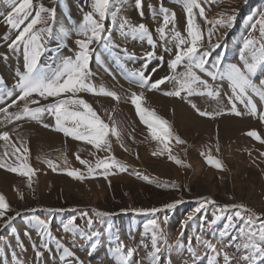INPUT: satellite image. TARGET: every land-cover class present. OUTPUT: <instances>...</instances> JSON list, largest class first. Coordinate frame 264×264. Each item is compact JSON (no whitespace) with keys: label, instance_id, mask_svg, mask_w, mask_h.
<instances>
[{"label":"rangeland","instance_id":"1","mask_svg":"<svg viewBox=\"0 0 264 264\" xmlns=\"http://www.w3.org/2000/svg\"><path fill=\"white\" fill-rule=\"evenodd\" d=\"M114 2L117 24L124 18L129 19L133 24L144 23L153 30L154 38H156L155 29L162 26L163 21L162 16L155 15L153 9L158 11L159 6L163 4L164 7L176 12L175 26L183 35H187L186 12L182 0H143V15L139 14L140 10L135 7L134 0H114ZM40 3H43L45 7L56 9L54 20L49 21L52 35L46 39V51L42 57V63L55 67L59 65L60 59L72 56L78 50L75 41L82 37L76 34V25L83 21V16L87 12L92 11V0H33V14L35 10H38ZM203 6L209 20L219 18V13L224 9L237 10L236 19L230 27L214 26L212 43L218 42L221 46L214 50L213 57L219 55L224 58L225 63H241L239 53L243 48L244 40L250 35L258 36L259 26L257 25L256 31H253L252 25L259 19V14L264 12V0H247V3L244 0H232L230 4L219 5L215 3V0H207ZM13 7V0H0V37L9 32L6 43L0 41V52L2 51L0 53V77L5 82V85H0V88L6 86L8 89L14 88L18 79L16 74H10V68L3 63L5 56L3 51L9 50L7 45L17 34L16 30L6 24V16L13 10ZM129 7L131 12L127 11ZM228 14H232L231 11ZM195 22L200 25L205 34L204 46L207 48V30L210 25L205 22L204 17L199 15L195 17ZM27 23L28 21H25V25ZM25 25H22L21 29ZM105 27L112 32V44L107 50L101 44L93 45L105 63L98 64L93 58L90 63V68L94 73L92 82L97 87L103 85L106 89L117 92L120 100L116 101L112 97L84 92L79 93V96L90 103L110 127L115 122L121 133V139L118 140L110 134L111 153L97 150L85 141L66 137L54 128H44L41 122L26 119L36 128L51 130L63 138L60 147H48L37 139L36 134L25 132L24 127H14L11 125L12 122L3 119V114L0 115V121H3L0 122L2 123L0 132L8 130L12 141L17 146L21 139L27 142L30 150L28 162L36 170L32 187H29L27 177L0 169V173L9 176V180L0 181V193L5 195L10 204L7 216L16 217L8 227H3V220H0V264H14L12 260L14 252L24 264H41L42 260L43 264H64V261L60 259L62 255L60 252L44 250L43 258L36 257V250L31 246L33 242L40 243V238L32 228L36 217L48 220L53 234L75 253V258H69L71 264H79V262L118 264L113 255L117 244H123L126 248H135L133 260H143L144 264H148V255L153 249L151 248V232L146 233L144 226L151 219L157 221L167 240V243L163 240L160 242L159 264H207V258L204 255L207 250L202 246L201 240L214 242L226 223L224 220L214 225L208 223L213 219V213L217 211L219 205L244 203L256 213L264 214V156L260 155L264 152V144L246 135L248 131L256 130L264 138V121H261L259 116L249 115L247 110L239 104L237 107L244 112L243 116L237 117L226 112L215 119L201 117L191 107L189 101L196 103L201 110L209 112L219 107L230 108L227 96L231 92L227 81L223 83L219 102L207 96L187 97L182 94L183 98L166 97L162 92H156L204 120V125L200 130L189 127L183 118L178 117L175 108L162 111L150 104V99L146 95L152 91L143 90L146 96L144 106L155 109L159 116L167 119L173 126L174 132L185 141L184 144L171 141L172 153L191 166L178 165L169 160L167 155L153 156V151L159 146L158 142L151 139L147 126L140 120L135 106L129 99L132 92L139 93L142 89L127 76L130 71L141 70L145 63V53L152 50L151 46L146 41L139 42L122 37L119 28L113 27L111 16L105 21ZM169 27L171 28L172 25ZM124 48H127L129 52H134L136 58L127 60L121 57L118 60L117 56ZM172 51L174 52L175 49L173 48ZM156 53L157 56L164 57L163 61L154 58L148 64L145 73L146 75L151 74L153 81L171 74L168 62L173 58L171 52L164 50V42L160 40L157 43ZM153 68L156 69L155 73H152ZM177 71H183V68H178ZM106 72H112L119 78L121 77L128 86L109 84L101 78L102 73ZM204 78L209 79L214 86L218 83L211 81L210 78ZM257 78H264V72H258ZM168 83L162 85L161 88L168 90L166 89ZM6 99L0 107L7 106L11 102L10 99L14 97ZM56 99L40 101V105L55 102ZM254 100L257 101L258 108L264 109V102H260L255 96ZM30 107H36V105H30ZM43 123L54 126V117L45 113ZM1 142L4 143V141ZM217 143L220 146L219 151L216 150ZM121 144L124 147H121ZM4 151L5 146L0 148V155ZM201 152L220 159L224 165L223 170L208 164ZM77 154L81 159L88 160L93 165L97 157L114 155L116 159L128 164L129 168L127 172H117L109 176L107 180L100 175L77 180L67 175L66 171H53L45 162L51 160L59 169H79L87 176V168L76 158ZM6 159L8 163H12L14 157ZM65 159L67 164H65ZM164 167L168 170L166 175L157 173L155 170ZM134 171L155 178L154 182L149 183L137 177L133 174ZM109 181H111L110 185ZM173 182L178 187H172ZM21 194L23 199L20 198ZM201 197L214 199L217 204L207 205L201 213L196 214L194 219L184 226L187 217L199 206ZM175 201L182 202L178 203L174 209L163 208L164 205ZM151 208H161L162 211L157 213L140 211ZM55 209L61 211H50ZM17 212L20 213L19 216H16ZM84 213H87V216H84ZM97 213L108 215H97ZM72 216L76 217V224L82 231L64 232L62 224ZM88 219L92 220L91 224H88ZM181 232H183L182 237ZM26 233H31V240ZM94 233L99 235H93ZM89 236L92 238L88 239ZM177 240L181 241L179 247H177ZM18 243H23L25 249H21ZM93 243L96 244L94 249L91 247ZM54 247L53 244L52 248ZM228 250L236 254L231 248ZM194 251L201 256V259L197 260L193 257ZM257 264H261V261H257Z\"/></svg>","mask_w":264,"mask_h":264},{"label":"snow or ice","instance_id":"2","mask_svg":"<svg viewBox=\"0 0 264 264\" xmlns=\"http://www.w3.org/2000/svg\"><path fill=\"white\" fill-rule=\"evenodd\" d=\"M232 0H215V3L230 4ZM247 3V0H244ZM135 7L140 10L143 15V0H134ZM204 3L207 0H182L183 8L186 12V33L183 35L175 26L177 14L175 11L164 7L163 4L159 9H153L157 16H162V26L155 29L156 38H154L153 30L146 24H133L129 19L124 18L118 24L117 16L114 12L116 7L114 0H92V11L87 12L83 16V21L76 25V34L81 39L75 41L78 50L72 56L63 57L59 61V65L51 67L42 63V57L46 51V39L52 35V29L49 21L54 20L56 15L55 8L45 7L43 3L38 5V10H34L33 0H13V10L6 16V24L13 30L17 31L14 39L8 43V48L13 55L22 56L24 61V71L17 72V82L12 89L6 86L0 88V105L5 103L6 98L15 97L5 107H0V114L3 119L8 122L21 121L31 119L41 122L44 128H54L55 131L63 133L66 137H72L78 141H85L93 145L95 149L111 153L112 143L109 139L110 134L118 140L121 139V133L118 131L115 122L110 127L105 123L92 105L79 96V93H92L96 95H104L112 97L116 101L120 100V96L115 91L106 89L103 85L97 87L92 78L94 73L90 68V63L95 58L98 64L103 65L105 60L97 53L94 44H101L106 50L112 44V32L105 27V21L111 16L113 27H118L122 37L145 42L151 46L150 51L145 53V63L141 70L130 71L127 73L129 80L136 83L142 91L139 93L132 92L129 97L132 105L140 120L147 126L149 135L152 140L158 142L157 150L153 151V156L167 155L169 160L183 167H190L185 164L176 155L172 153L171 141L177 144H184L185 141L177 135L170 122L159 116L155 109L145 107V91H158L166 97L183 98L182 94L187 97L207 96L217 102L220 101L223 91V83L227 81L231 94L227 96L230 108L219 107L209 112L201 110L196 103L189 101L191 107L201 117H216L224 115L226 112L234 114L237 117L244 115V112L237 107L242 105L251 116H259L264 121V109L258 108L257 101L254 96L259 98L260 102H264V78H257L258 72H264V12L259 14V19L252 25L253 31H256L257 25L258 36L250 35L244 40L243 48L239 53V61L241 63H225L224 58L213 52L221 45L217 42L212 43L214 34V26L230 27L236 19V9H224L219 13V18L209 20L206 16ZM198 10V11H195ZM231 11L232 14H228ZM199 15L204 17L205 22L210 25L207 30L208 47L204 46V32L199 24L195 22V17ZM32 17L30 20L29 18ZM25 21L28 23L25 25ZM25 25L22 29L21 26ZM41 25V27H37ZM169 25H172L170 28ZM7 39V36L5 37ZM158 40L164 42V50L171 52L172 57L168 62L171 70L170 75H165L156 80H152L151 74L146 75L148 64L155 58L163 61V56H157L156 48ZM119 47V45H116ZM175 49L173 52L172 49ZM133 60L136 58L134 52H129L124 48L117 56V59ZM7 59V55L3 57ZM124 66L123 64L121 65ZM183 68V71H177ZM156 69H152L155 73ZM203 74V75H201ZM210 78L213 82H218L215 86L209 82ZM256 78V79H254ZM167 82L173 84L171 90L161 88ZM0 85H5L4 79L0 77ZM50 97L57 98L55 102L40 105V99L47 100ZM23 101L22 105L19 102ZM18 107L17 111L10 112V108ZM36 105V107H30ZM45 113L54 117L55 124L49 125L43 123ZM2 122V121H0ZM249 137L255 138L261 144H264V138L256 130H250L246 133ZM18 139H20L18 137ZM0 141H4L5 151L0 155V169H4L10 173L19 174L28 178V186L32 187L33 176L35 171L28 162L29 148L26 141L20 140L19 146L12 141L8 131L0 132ZM121 147H124L121 144ZM216 150H220L219 143L216 144ZM125 151L127 149L125 148ZM209 149V153H210ZM205 156L208 164L216 169L223 170L224 165L220 159L214 158L212 155L201 152ZM264 156V152L260 153ZM12 163H8V159L12 158ZM79 162L86 166L87 176L79 169L66 170L59 169L51 160L45 162L53 171H66L67 175L77 180H84L87 177L96 175L103 176L106 180L109 176L115 175L117 172H127L129 165L116 159L114 155L97 157L93 165L88 160L81 159L77 154ZM137 159L139 156L137 155ZM65 164L67 160L65 159ZM137 177L152 183L155 178L142 175L138 171H134ZM111 181H109V185ZM172 187H178L173 182ZM23 199V195L20 196ZM175 201L163 206L165 209H174L178 203ZM217 201L209 197H201L199 206L194 212L187 217L184 226L188 221H192L196 214L201 213L207 205H216ZM10 210V204L5 195L0 193V220H3V227H8L12 220L16 217L7 216ZM234 210V211H233ZM50 211H61L60 209ZM140 211H148L157 213L162 211L161 208L141 209ZM20 213L17 212L16 216ZM87 216V213L83 214ZM97 215H108L107 213H97ZM226 221L222 230L219 231L217 239L201 240L202 246L207 250L205 257L207 264H257L261 261L264 264V214H258L244 203L223 204L219 205L216 212L213 213V219L210 224H216L220 221ZM88 224L92 223L88 219ZM111 226L109 225V228ZM146 233L151 232V248L153 249L148 255V264H159L161 247L160 242L163 240L167 243L163 230L155 219H151L144 226ZM32 228L36 231L40 238V243H32L35 249L36 257L43 258L44 250L60 252V259L64 264H71L69 258H75V253L57 238L50 228V222L46 219L36 217L32 223ZM64 232L75 233L82 229L76 224V217L72 216L67 222L62 224ZM31 240V233H26ZM93 235H99L94 233ZM181 237L183 232H181ZM92 237L89 236L88 239ZM181 241L177 240V247ZM55 245L52 248V245ZM21 249H25L23 243H18ZM91 247L94 249L96 244ZM234 250L235 255L228 249ZM136 252L135 248H126L123 244H117L113 250V255L118 264H144L143 260L134 261L133 257ZM193 257L197 260L201 256L194 251ZM14 264H24V262L14 252L12 254ZM43 264V260L41 261ZM83 264V262H79Z\"/></svg>","mask_w":264,"mask_h":264},{"label":"bare ground","instance_id":"3","mask_svg":"<svg viewBox=\"0 0 264 264\" xmlns=\"http://www.w3.org/2000/svg\"><path fill=\"white\" fill-rule=\"evenodd\" d=\"M130 9H131L130 7L127 8V11L131 12ZM58 22H59V20H58ZM8 34H9V32H8ZM8 34L6 33L5 35L0 37L1 43H4L8 39ZM6 36H7V39H5ZM3 53L5 55H7V59L6 60L4 59L3 63L5 64V66H8L10 68V71H11L10 74L11 75L12 74H16L17 75L18 71H20V72L24 71V67H23L24 64H23V60H22L23 58L21 56L13 55L11 53L10 49L9 50L7 49V51L6 50L3 51ZM101 78L103 80H105L106 82H108L109 84H111V85H116V86L120 85V86H124V87L128 86L126 84V82H124V80L121 77H120L121 78L120 79L118 76L114 75L112 72L102 73ZM171 88H173V84L171 82H169L167 84V86H166V89L169 90ZM156 92H158V91H152V93H149L148 95H146L150 99V104H152L155 107H158L162 111H169L170 109L175 108L176 109V113L178 114V117L179 118H183L184 121L187 123V125L189 127L196 128V129H199V130L202 128V126L204 125V122H203L204 120H201V119L197 118L188 109L182 108L175 101L169 100L168 98H164V97H162L161 95H159ZM50 98L53 99L54 97H50ZM50 98H48V99H50ZM14 99H15V97H14ZM39 99H40V101H46V100H44L42 98H39ZM9 101H7V102H9ZM22 104H23V101L19 102V105H22ZM19 105L17 107L10 108L9 111L10 112L17 111ZM0 115H2V114H0ZM0 124H2V123H0ZM5 124H7V123H5ZM232 124L234 126V122ZM11 125H13L14 127H24L25 129H23V130H25V132L29 131V134H30V132H32L33 134H36L37 139L40 140V142L46 144L48 147L57 148V147H60L61 144L63 143V138L61 136L57 135V133L51 132V130L43 129L41 127L40 128H38V127L36 128L33 125L32 122H29V120L25 119V120H21L20 122L19 121H14V122L11 123ZM11 125H9V126L11 127ZM3 146H4V143L0 141V148L3 147ZM155 170H156L157 173H160V174H163V175L164 174L165 175L168 174V170L165 167L164 168H156ZM5 180H9V176L5 175L3 173H0V181H5Z\"/></svg>","mask_w":264,"mask_h":264}]
</instances>
